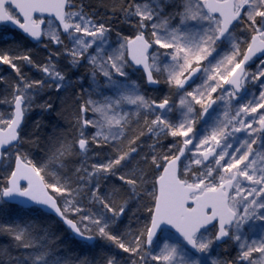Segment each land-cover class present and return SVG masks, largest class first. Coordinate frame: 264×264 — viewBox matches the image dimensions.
<instances>
[{
  "label": "snow or ice",
  "instance_id": "1",
  "mask_svg": "<svg viewBox=\"0 0 264 264\" xmlns=\"http://www.w3.org/2000/svg\"><path fill=\"white\" fill-rule=\"evenodd\" d=\"M0 68V264H264V0H0Z\"/></svg>",
  "mask_w": 264,
  "mask_h": 264
},
{
  "label": "trees",
  "instance_id": "2",
  "mask_svg": "<svg viewBox=\"0 0 264 264\" xmlns=\"http://www.w3.org/2000/svg\"><path fill=\"white\" fill-rule=\"evenodd\" d=\"M29 47H32L34 50H35V53H36V58L37 59H40L41 57H43L44 55H46V53L43 51V49L41 48V47H37L35 44H33V43H30L29 44ZM5 68H6V66H4ZM4 70V68H0V71H3ZM75 71V70H74ZM79 73L80 74H83L84 73V69L83 68H80L79 69ZM31 74L32 75H36V76H38L39 75V73L35 70V69H33L32 71H31ZM40 111H39V109H37V110H35L34 111V113H33V115H32V118L33 119H37V118H40ZM54 115V114H53ZM46 119L47 118H49V117H45ZM73 251H75V252H78L80 255H88L89 257H92V256H94L95 254H96V251H97V249H91V250H89V249H87V248H79V247H75L74 249H73ZM217 251L218 252H220L222 255H226V253L223 251V246H221L219 249H217Z\"/></svg>",
  "mask_w": 264,
  "mask_h": 264
}]
</instances>
